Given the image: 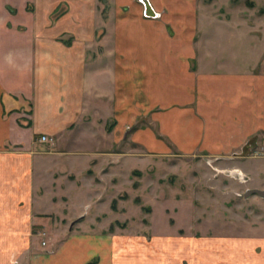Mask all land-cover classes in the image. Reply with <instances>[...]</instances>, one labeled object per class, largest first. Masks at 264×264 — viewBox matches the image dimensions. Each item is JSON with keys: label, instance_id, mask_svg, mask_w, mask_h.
Masks as SVG:
<instances>
[{"label": "crops", "instance_id": "1", "mask_svg": "<svg viewBox=\"0 0 264 264\" xmlns=\"http://www.w3.org/2000/svg\"><path fill=\"white\" fill-rule=\"evenodd\" d=\"M97 1L0 0L2 261L33 249L32 221L55 215L71 221L64 237L37 242L26 264H153L136 246L120 250L117 230L89 211L100 185L128 171L116 150L122 135L157 153L168 148L149 126L128 132L142 115L185 154H229L264 133V36L253 64L251 53L219 36L229 24L205 17L210 7L182 5L181 18L168 7L157 17L135 0H114L106 10ZM105 160L114 162L108 171ZM69 186L83 195L76 206ZM73 219L80 221L72 226ZM197 242L180 239L189 257ZM189 261L202 264L197 254Z\"/></svg>", "mask_w": 264, "mask_h": 264}, {"label": "rangeland", "instance_id": "2", "mask_svg": "<svg viewBox=\"0 0 264 264\" xmlns=\"http://www.w3.org/2000/svg\"><path fill=\"white\" fill-rule=\"evenodd\" d=\"M149 1L157 17L168 7L178 9L177 18L185 15L179 10L182 5L210 7L211 11L205 8L202 12L205 17L215 14L229 24L226 30L223 27L219 32L223 41L241 46L244 53H251V62L256 63L262 49L258 38L264 36V0ZM97 2L101 7L105 5L106 10L107 5L115 1ZM133 4L143 5L145 13L143 0H135ZM207 32L217 35L216 28H207ZM150 121V117L142 115L125 128L134 132L149 126L156 136L167 142L168 148L157 153L145 149L142 142L131 140L128 134L121 136V145L116 146V150L120 152L122 169L128 171L122 173L115 184L108 179L97 189L100 202L92 204L89 211L90 214L101 213L103 219L95 222L117 230L116 235L125 241L120 250H134L136 246L140 252L138 256L153 264H189L194 254L202 264H264V197L245 196L249 187L264 188V133L251 135L244 147L229 154L210 155L204 151L185 154L168 135L163 137L158 125ZM112 163L105 160L106 171ZM106 177L111 174L107 173ZM68 189L71 202L76 206L83 195L75 191L74 186ZM45 202L48 203V199ZM56 205L59 207V203ZM78 221L80 219H73L71 225ZM69 222L55 215L48 223L32 221L28 238L33 249L14 250L8 253L9 260L0 259V264H26V254L38 249L37 242L42 246L44 241L48 245L58 244ZM180 239L198 241L195 246H189L192 256L183 252Z\"/></svg>", "mask_w": 264, "mask_h": 264}, {"label": "water", "instance_id": "3", "mask_svg": "<svg viewBox=\"0 0 264 264\" xmlns=\"http://www.w3.org/2000/svg\"><path fill=\"white\" fill-rule=\"evenodd\" d=\"M145 2V14L149 16H155L157 14L156 10L153 8V5L150 3L149 0H143ZM251 194H258L264 197V188L260 187H249L245 191V196Z\"/></svg>", "mask_w": 264, "mask_h": 264}, {"label": "built area", "instance_id": "4", "mask_svg": "<svg viewBox=\"0 0 264 264\" xmlns=\"http://www.w3.org/2000/svg\"><path fill=\"white\" fill-rule=\"evenodd\" d=\"M40 140L47 141V142H54V137H52L49 134H42V136L40 137ZM43 233H46V232H43ZM43 243L46 244L45 241Z\"/></svg>", "mask_w": 264, "mask_h": 264}]
</instances>
